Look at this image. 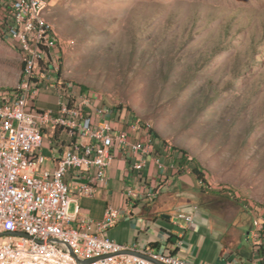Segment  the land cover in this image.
Segmentation results:
<instances>
[{"label":"rangeland","instance_id":"obj_1","mask_svg":"<svg viewBox=\"0 0 264 264\" xmlns=\"http://www.w3.org/2000/svg\"><path fill=\"white\" fill-rule=\"evenodd\" d=\"M45 18L64 83L187 151L228 219L264 210V0H50ZM21 70L0 37V87Z\"/></svg>","mask_w":264,"mask_h":264},{"label":"built area","instance_id":"obj_2","mask_svg":"<svg viewBox=\"0 0 264 264\" xmlns=\"http://www.w3.org/2000/svg\"><path fill=\"white\" fill-rule=\"evenodd\" d=\"M49 3L0 0V37L9 41L22 64L18 80L0 87V232H9L0 236V264H80L70 250L79 259L99 257L88 264H154L126 252L134 248L106 234L119 219L118 210L107 208L99 221L69 211L73 193L67 172L86 169L91 173L95 169V178L102 180L115 147L122 149L127 142L123 132H113L108 124L95 126L81 108L69 105V96L56 109L35 106L34 98L50 79L49 71L57 70L60 63L59 37L45 18ZM46 125L62 127L70 136L80 134L89 142L73 143L48 169L41 165L44 158L39 153ZM131 146L136 151L145 149L140 143ZM156 162L162 166L159 159ZM142 165L136 162L133 167ZM163 185L147 189L141 196L154 199ZM92 225L95 229L89 231ZM252 234L256 236L258 231ZM141 252L164 264H183L171 251Z\"/></svg>","mask_w":264,"mask_h":264},{"label":"crops","instance_id":"obj_3","mask_svg":"<svg viewBox=\"0 0 264 264\" xmlns=\"http://www.w3.org/2000/svg\"><path fill=\"white\" fill-rule=\"evenodd\" d=\"M48 75L50 79L34 98L35 106L56 109L69 96V105L81 108L82 115L95 126L108 124L113 132H123L127 142L122 149L115 147L102 180L95 178V169L91 173L86 169L67 172L66 181L73 193L71 214L99 221L107 208L118 210L119 219L106 231L111 239L140 252L171 251L183 264H264V210H247L242 216L228 219L204 200L209 193L194 174L195 170L202 171L195 169L197 165L190 155L155 136L125 107L109 105L101 94L84 86L64 83L56 68ZM43 130L39 153L44 158L41 165L48 169L73 143L89 142L80 134L68 135L62 127L46 125ZM134 143L144 146V151L134 150ZM136 162L143 165L135 169ZM163 182L154 199L141 196ZM82 187L87 190L81 192ZM73 224L77 225V220ZM94 229L92 225L89 231ZM254 230L258 231L256 236Z\"/></svg>","mask_w":264,"mask_h":264},{"label":"water","instance_id":"obj_4","mask_svg":"<svg viewBox=\"0 0 264 264\" xmlns=\"http://www.w3.org/2000/svg\"><path fill=\"white\" fill-rule=\"evenodd\" d=\"M5 234L6 233H9V232H4ZM4 233H1L0 232V236L3 235ZM126 252L128 253H131V254H136V255H139L143 258H146L147 260L151 261L152 263L154 264H164L162 263L161 261L155 259L154 257L150 256V255H147V254H144L140 251H136V250H127ZM70 253L74 256L75 260L77 263H80V264H88V263H91L95 260H97L99 257H91V258H86V259H79L74 253L73 251L70 250Z\"/></svg>","mask_w":264,"mask_h":264},{"label":"trees","instance_id":"obj_5","mask_svg":"<svg viewBox=\"0 0 264 264\" xmlns=\"http://www.w3.org/2000/svg\"><path fill=\"white\" fill-rule=\"evenodd\" d=\"M60 63H61V59H60V61H59ZM60 63H59V67H58V69H57V73H58V75L60 76ZM67 81H65V83H66ZM69 82V81H68ZM63 82L61 83V85L63 86ZM117 107H124V106H117ZM126 109L128 110V111H130V112H132V114H134L133 113V111L129 108V107H126ZM149 131L151 132V133H153L155 136H157V137H159L158 136V134H157V132H155L153 129H149ZM181 151H182V153L183 154H185V155H189L188 154V152L187 151H185V150H183V149H180ZM191 157V156H190ZM192 158V157H191ZM195 169H198V167H196ZM194 174L195 175H197L203 182H205V180H204V178L203 177H200V175H203L202 173H200L198 170H195L194 171ZM252 210V209H251Z\"/></svg>","mask_w":264,"mask_h":264}]
</instances>
